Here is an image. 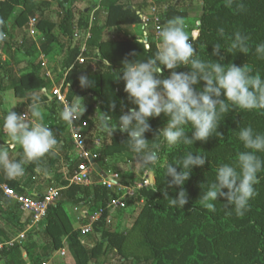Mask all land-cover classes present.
Returning <instances> with one entry per match:
<instances>
[{"label":"trees","instance_id":"16d2710c","mask_svg":"<svg viewBox=\"0 0 264 264\" xmlns=\"http://www.w3.org/2000/svg\"><path fill=\"white\" fill-rule=\"evenodd\" d=\"M56 3V20L50 19L52 2L47 0H3L0 1V17L4 18L7 26L4 29L9 40L3 42L10 51L7 61L0 58V90H11L17 99H27L31 102V94L40 93L42 104L47 103V110L53 117L51 126L57 136L58 145L53 154L27 163L23 177L10 179L3 169L0 172V185L20 195L33 197L30 194L31 186L45 174L42 169L54 172L57 182L58 197L54 205L47 208L46 214L36 227L34 232L27 233V237L33 233H39L43 241L40 253L32 258L28 247L15 243L11 247H4L0 251L6 259L4 264H41L48 262L61 249L66 248L73 256L74 264H264V171L260 172L259 183L255 185L257 195L250 200V210L244 216L238 217L234 211L226 212L224 198H217L216 211L212 212L204 207L200 196L202 190L215 179L217 168L222 163H230L235 159L236 153L242 151L243 145L238 140L236 131L239 127L253 126L259 132H264V110H245L239 107L229 111L224 117L217 131L207 141H196L193 146L180 144L169 147L163 142V137L158 132L165 126L167 117L161 114L155 118H149L151 131L146 132L145 138L148 147L159 145L160 159L157 164L141 167L139 157L133 153L127 141V132L118 130L112 136L103 129L98 116L95 122L98 126L97 134L92 131L87 137L101 140L100 149L93 151L100 160V170L107 175L117 171L119 159H136L139 174L142 176L148 172L153 176V184L138 192L134 198L126 200L125 208L107 209L112 199L119 197L114 188L103 185L85 187L69 184L64 178L63 169L68 177L74 169L83 161L70 157L74 151L68 131L69 127L61 116L62 106L55 100L50 101L47 92L51 89L49 79L42 72V63L33 62L37 53L45 57L53 58L62 54V61L56 59L54 72L58 75L66 73V78L61 88L65 98L71 101L75 95H83L86 91H79V77L88 69V65L75 64L80 54L82 45L76 42L72 46L74 38H80L82 32L91 33V38L85 45L86 62L97 60L96 68L98 80L97 90L89 92L95 96L97 113H109L112 116L110 123L115 125L121 109L127 111L135 105L128 99L124 91V81L119 79L122 75V61L145 60L152 58L158 51L160 39L156 40L153 31L144 35L143 40L130 37L123 41H103L101 32L105 28L130 27L132 25L143 26L150 22L142 15V11L148 8L146 3H137L131 8L130 0H102V6H106V16L102 26H98L99 13L90 17L91 8L87 12L78 8L79 0H53ZM201 13L193 30L188 31L193 47L197 54L207 59L218 60L219 55L224 56L223 63H232L236 66H252L264 77V60L257 59L255 45L264 42V0H242L244 9L236 11L235 7H225V0H199ZM161 27L165 26L168 19L185 14L174 2L157 0ZM163 5V8L161 7ZM162 8V9H161ZM30 18H36V40L28 35L27 24ZM223 27L225 38H230L234 31L240 30L249 37V52L226 53L221 49L220 54L212 56L213 44L220 43L227 48L226 39L221 38L218 29ZM13 29L20 30L19 39L15 37ZM61 39H67L68 46L63 49ZM36 41H40L38 48ZM136 41H142L138 44ZM144 44L150 45L146 49ZM57 47V48H56ZM56 48V49H55ZM58 49V50H57ZM38 50V51H36ZM135 54V55H133ZM17 55L27 59L30 70L20 76L15 73V68L10 62ZM10 60V61H9ZM104 61H107L106 64ZM163 67V66H162ZM178 72H188L187 66H180ZM165 77L169 70H165ZM203 87L200 82L198 88ZM223 95L221 99H223ZM2 96H0L1 108ZM111 102L116 103L115 110H111ZM25 103H18L14 110L17 114L24 113ZM90 107L80 117V123L87 120ZM7 111L0 113L2 117ZM90 128V127H89ZM189 137L190 126L185 127ZM156 135V136H155ZM5 136L0 129V147L7 148L10 142L5 143ZM8 144V145H4ZM14 148H12L13 150ZM58 151L64 158V166H61ZM203 152L207 156L203 167H193L189 179L183 188L188 197V203L183 209L170 208L167 199H164V191L169 197L175 198L178 188L168 189L164 173L167 163H175L188 152ZM195 154V153H194ZM264 157V153L260 154ZM23 159L22 149L16 160ZM63 168V169H62ZM204 183V184H203ZM156 185V190H155ZM155 190V191H154ZM223 191H227L224 189ZM44 196L37 199H42ZM34 198V197H33ZM36 199V198H35ZM141 203V208L128 226L125 225V215L128 208ZM0 204L10 210V200L5 198L0 191ZM87 207L82 225H86L89 217L99 213L98 219L92 225V232L82 235L79 227L73 226L65 211L66 206ZM16 206L11 215L19 221V213ZM19 211V212H18ZM128 219V218H127ZM93 237V238H92Z\"/></svg>","mask_w":264,"mask_h":264},{"label":"clouds","instance_id":"9594fccd","mask_svg":"<svg viewBox=\"0 0 264 264\" xmlns=\"http://www.w3.org/2000/svg\"><path fill=\"white\" fill-rule=\"evenodd\" d=\"M225 7L242 11L244 4L242 0H225ZM6 26V20L0 17V42L7 39ZM143 28L146 36L148 25L144 24ZM218 34L226 39L227 48L220 43L213 44L212 56L219 55L221 49L231 54L239 52L246 55L249 52V37L240 30L225 38V30L221 27ZM159 39L158 51L152 58L122 61L119 79L124 81V91L135 107L124 111L122 106L115 125L110 123L112 116L109 113H96L108 135L112 136L117 130L127 132L128 144L139 157L141 167L155 165L160 159L159 145L149 148V140L144 135L151 131L148 123L150 117L161 114L167 117L165 126L156 135L162 136L169 147L180 144L193 146L196 141H207L214 133L220 135L217 128L221 116L224 117L234 108L264 110V77L247 63L243 66L223 63V55H219L218 60L210 59L208 54L207 59L201 58L193 47L182 17L168 19L159 31ZM144 47L150 49L151 46L144 44ZM254 51L257 59L264 60V42L256 44ZM180 66H187L190 71H176ZM165 70H169L167 77ZM200 82H203L202 88H198ZM79 85L81 88L92 87L94 81L87 75H81ZM75 97L60 113L68 124L79 120L86 111L83 98ZM30 99L25 113L11 111L13 105L3 115L0 124V129L10 141L7 148L0 147V168L10 179L23 177L27 163L53 154L58 145L54 131L43 122L41 96L31 94ZM109 107L115 110L116 103L111 102ZM186 126L191 128L190 137ZM234 132L244 150L238 151L233 161L222 163L217 168L215 179L207 183L200 199L205 208L215 212L217 198H224L226 212L234 211L238 217H242L250 210L249 202L257 195L255 185L259 183L258 174L264 171V157L260 155L264 153V132L257 131L250 124L238 126ZM17 145L22 149L23 159L20 160L11 159L9 154V150ZM207 160L203 152L188 151L175 163L166 164L164 181L167 188L173 189L175 186L179 189L175 198L169 197L167 191L163 193L170 208L183 209L188 203L183 186L192 168L203 167ZM42 172L47 175L48 169L44 168Z\"/></svg>","mask_w":264,"mask_h":264},{"label":"crops","instance_id":"0c3cea01","mask_svg":"<svg viewBox=\"0 0 264 264\" xmlns=\"http://www.w3.org/2000/svg\"><path fill=\"white\" fill-rule=\"evenodd\" d=\"M130 1H131V8H134V6H137V3H140V4L146 3L147 4L148 8H145L142 11L143 16H148L150 14L149 8L152 5L157 6V4H156L157 0H130ZM164 1L165 2H171V3L174 2V4H176L180 8V10H182V12L185 14V17L183 19L185 21L186 31H190V30L192 31L196 25V21L200 15V13H201L200 1L199 0H164ZM101 2H102V0H79L77 5H78V8L80 10H84L86 12H87V8H91V10L88 11V12H90V16H92V15L94 16L95 13L100 12L99 16L97 18V21H98V26H102L103 21H104V17L106 16V6L105 7L102 6ZM52 3H53L52 7L54 6V8L51 7L49 14H50V19L52 21H54V20H56V16H57L56 12H55L57 10V8H56V3L54 1ZM161 7L163 8V5ZM150 27L153 31L152 25H150L149 28ZM144 32H145V30H144L143 26H137V25H132L130 27H124L122 29L105 28L101 32L100 39L103 41H123L126 38L133 37V38H136L138 40H143L144 39ZM85 33H86L85 31L82 32L80 38H74L75 40H73L71 43L72 46L75 45L76 42H80V44L83 45L84 41H85L84 40ZM61 42L63 43V49H65L68 46L67 39H61ZM87 42H86V44H87ZM37 44L38 43H36V47L38 48ZM0 52L4 56L2 61L8 60V58H7L8 54L5 53L4 50H2V48L0 49ZM18 56H21V55H18ZM18 56L15 57L14 60H12V61L9 60V61L13 64V66L17 72L16 75L20 76L24 73H27L30 70V65H29L28 61L23 59L22 56H21L22 58H18ZM63 58H64L63 54L59 57L57 55H55V56H53V58H48V57H45L44 54L39 53L38 62L45 64V66H42V70H43L42 72L45 74V72L48 71L51 74V80L46 77L47 79H49V81L51 83V86H50L51 89L54 85H55V87L56 86L62 87L63 83L65 81L66 73L62 74V75H58L53 70V68L55 67V60L58 59V60L62 61ZM75 64H77V63L75 62ZM85 64L88 65V69L85 72H83V75H87L90 80L94 81V85L92 87H86V88H81V86L79 85V91L78 92H82V90H84V91H86V95L84 93L83 95L78 94L75 96L82 97L86 108L89 106L91 109L87 120L84 121V122H87L88 126L83 131V135H84V141L86 144V150L88 152H90L91 154H97V153H94L93 151H96V150L98 151L100 149V147L95 148L93 146V141L95 139H98V138H92V140L88 141L87 137L90 135L91 131L94 135L97 134V129H98V126L96 124H93L94 126H92V127L90 126L92 123L95 122V116H97L96 115L97 104L95 101V96H90L89 92H94L95 90H97L98 80H97L95 73H96V68H97V65L99 64V62L97 60H94L91 62L89 61L88 63H84V65ZM77 65H80V64H77ZM81 65H83V64H81ZM49 91L47 92V94L49 93ZM36 94L40 95V93H36ZM0 96H2V102H1L2 105L0 108V113L4 110L7 111L10 107L15 105L10 109L11 111H14L17 108L18 103H25L26 106L24 107V113L27 111V103H30V102H28V100L26 98L24 100L15 98L14 93L11 90L5 91L4 94H2L1 90H0ZM75 99H76V97H74L71 101H69V100H67V101L69 103H71ZM41 111H42V115H43V122L46 125H50V127H51L54 123V120H53V117L49 114V111L47 110V103L43 104ZM3 135L6 138V140H4V142L5 143L10 142L7 134L4 131H3ZM68 135H69V131H68ZM98 140H100V139H98ZM100 142H101V140H100ZM4 145H8V144H4ZM74 150H76L75 147H74ZM14 151L15 152L17 151V154H15V156L12 155L14 153ZM54 152L59 156L61 166L63 167L65 165L64 164V158L60 155V153L58 151L55 150ZM9 154L14 156V158L10 157L11 159L16 160L17 157L20 155L19 145H17L13 150L10 149ZM78 154H79L78 150H77V152L73 151L71 153L70 157L72 159H75V158L80 159ZM134 160H135V158H132V160L129 161L123 157L122 163H127V164L129 163L130 166L122 164V165H120L121 169L124 168L125 166L127 167V170L125 172H124V170H122L120 173L118 168H117V171L113 172V173L119 172L118 174L121 177V182L124 185H130L131 182H133L137 177L141 176L139 174V169L135 170L136 166L131 164V162ZM95 163H96V161H95ZM117 166H118V164H117ZM1 170H2V168H0V172H1ZM63 173H64L63 175H64L65 180H67L69 182L70 177H68L65 174L66 172L64 169H63ZM104 174L106 176V173H104ZM101 176H102L101 173H99V172L96 173V171H94V173L91 175V180L93 182H97V181H99ZM37 180L38 181H36V183H34L30 188L31 196H33L36 199L41 197V195L44 196L50 189H52V188L56 189L57 182L55 181L54 172H52V171L48 172L47 175L40 176ZM150 183L153 184V182H150ZM47 184L50 186L47 187ZM2 185H4V184H2ZM75 185H78V184H75ZM80 186H84V185H80ZM92 186H95V185H92ZM92 186H85V187H92ZM12 203H16V202L10 200V204H8V205L10 207V210L12 209L11 211H13V208H12L13 204ZM138 204H141V203H138ZM86 209H87V207H83V206L72 207V206L68 205L65 207V211L67 213L68 218L70 219L73 226H75L76 228L77 227L80 228L81 226H83L81 223V220L85 216ZM10 210H7V207L5 205L0 204V251L2 250V248L6 247L5 246L6 243L18 240V237L21 234H24V239H22L21 241H18L16 243H19V244H22L23 246L25 245V247H28L30 252H31L30 253L31 257L35 258L40 253L43 241H41V243H40V241L37 240V238L39 239V237H41V235L39 233L38 234L33 233L29 237H27V233L32 232V231L34 232L35 230H37L36 227L38 225H36L34 228H30L29 224H30L31 217L28 216L27 214L21 212L19 210V208L17 210H19L21 213H19V221H16V219L11 215ZM78 212H80L79 217H77ZM76 225H78V226H76ZM61 250H63L65 252V255L62 257H66V259L64 258V260L59 261V263L60 264H74L75 263L74 258H73V256H71L68 253L66 248H63ZM66 253H67V255H66ZM56 255H58V254L56 253L51 258V260L49 261L50 264H53L52 261H53L54 257H56ZM6 259L7 258H4L3 255L0 254V264H4L6 262Z\"/></svg>","mask_w":264,"mask_h":264},{"label":"built area","instance_id":"2783aa9c","mask_svg":"<svg viewBox=\"0 0 264 264\" xmlns=\"http://www.w3.org/2000/svg\"><path fill=\"white\" fill-rule=\"evenodd\" d=\"M3 1V0H0ZM149 15L145 19L146 21L150 22L153 27V33L156 40H159V31L162 29L161 27V18L159 15L158 7L152 5L149 8ZM36 18H30L27 24L28 35L33 38L36 35ZM88 35V36H87ZM84 44L81 47L80 54L76 59L77 64H84L86 62L85 57V45L86 42L89 40V33L86 34V38L84 39ZM1 59L4 58L2 53L0 52ZM42 66L45 64L42 63ZM47 78L51 80V74L47 71L46 75ZM61 86L55 85L49 91L48 96L49 100H55L58 102L62 108L69 104L67 99L65 98L64 94L61 91ZM68 124V123H67ZM87 122H81L80 119L75 121L73 124H68L69 127V138L72 141L76 150H78V156L81 160H83L76 169L73 170L71 177L69 178L70 184H78L84 186H92V185H103L107 188H114L118 193L121 195L115 199H112L111 202L107 205V209L114 210L116 208H125L126 207V200L130 198H134L136 194L149 186H152L151 182V174L145 172L142 176L137 177L130 185H124L121 182V177L118 173H110L109 175L103 178L100 177L99 181L93 182L91 180V175L94 173L93 165L89 162V157H92L94 160L98 157V155L91 154L86 150V144L84 141L83 131L87 128ZM93 146L95 148H99L101 146V142L98 139L93 141ZM136 161V159H135ZM0 191L3 193L5 198L16 202L18 208L21 212L27 214L31 217L30 219V228H34L38 225L43 217L46 214L47 208L49 206L54 205L57 197H58V190L57 189H50L42 199H35L33 197H28L24 195L17 194L12 189L8 188L5 185H0ZM99 213L89 217L88 223L86 225L81 226L80 232L82 235H86L92 232V225L98 219ZM24 239V234H21L18 237V240L6 243V247H11L18 241ZM57 254L64 256L65 252L63 250H59ZM41 264H50V262H43Z\"/></svg>","mask_w":264,"mask_h":264},{"label":"rangeland","instance_id":"374dc122","mask_svg":"<svg viewBox=\"0 0 264 264\" xmlns=\"http://www.w3.org/2000/svg\"><path fill=\"white\" fill-rule=\"evenodd\" d=\"M49 2H53V0H48ZM52 8H54V6L52 7ZM91 17V16H90ZM151 27L149 28H147V33H149V32H151ZM13 32H14V34H15V37L17 38V39H19V33L21 32L20 30H15V29H13ZM142 34V33H141ZM88 36V35H87ZM31 38V37H30ZM86 38V35H84V39ZM89 38H91V33L89 32ZM33 40H36L37 39V37H36V35L32 38ZM9 40V38H8V36H7V39L6 40H4V41H2V42H0V47L2 48V50H4V52L5 53H7L8 55H10V50L9 49H7V47H6V45L4 44L3 45V42H7ZM38 44H37V46H39V44H40V42L39 41H36ZM3 45V46H2ZM0 48V49H1ZM36 51H38V50H36ZM2 52V51H1ZM37 53V55H36V57L34 58V60H33V62H38V57H39V53L40 52H36ZM6 55V54H5ZM18 56V55H17ZM16 56V57H17ZM8 58V57H7ZM18 58H22L21 56H18ZM6 59V58H5ZM24 60H27V59H25V58H23ZM3 60V59H2ZM7 61V60H6ZM87 61V60H86ZM19 72V71H18ZM15 73H17L16 72V70H15ZM46 73L47 72H45V75H46ZM46 77V76H45ZM74 151H76L77 152V150H74ZM15 154H17V151L15 152L14 151V153L12 154V155H14L15 156ZM11 154H10V157H12V158H14V156H12ZM123 162V159L121 160V159H119L118 161H117V164H118V166H117V168L119 169V171H120V173H121V171L122 170H124V172L127 170V167L125 166L124 168H122L121 169V166L120 165H129L130 166V164L128 163H122ZM96 163L97 164H100V160H98V161H96ZM131 164L132 165H135L136 167V169L135 170H138V164H137V162L134 160V161H132L131 162ZM134 168V167H133ZM97 173V172H96ZM119 173V172H118ZM127 178V177H126ZM48 186H50V185H48L47 184V187ZM13 204V206H12V208L13 209H15L16 208V206H17V204L16 203H12ZM140 208H141V204H138V205H136V206H134V207H131V208H129L128 210H126V212H127V214L125 215V225L126 226H128V225H130L131 223H132V221H133V219L136 217V215L138 214V212H139V210H140ZM78 215H77V217H79V215H80V212H78L77 213ZM81 217V216H80ZM128 218V219H127ZM83 219V218H82ZM76 226H78V225H76ZM89 235V234H88ZM38 236V235H37ZM93 238V237H92ZM37 240L38 241H40V243H41V241H42V239H41V237H39V239L37 238ZM66 255H67V253H66ZM64 258L66 259V257H62L61 255H56V257H54V259H53V261H52V263L53 264H60L59 263V261H63L64 260ZM112 260V264H114V261L115 260H113V259H111Z\"/></svg>","mask_w":264,"mask_h":264},{"label":"water","instance_id":"95a60500","mask_svg":"<svg viewBox=\"0 0 264 264\" xmlns=\"http://www.w3.org/2000/svg\"><path fill=\"white\" fill-rule=\"evenodd\" d=\"M89 162H90V164L93 165V168H94V170H95L96 172L101 173V175H102L103 177H105V174H104L103 172H101L100 167L98 166V164H96V163L94 162V160H93L92 157H89ZM150 179H151V182H153V176H151Z\"/></svg>","mask_w":264,"mask_h":264}]
</instances>
